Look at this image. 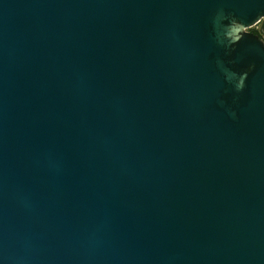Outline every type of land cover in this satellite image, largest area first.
<instances>
[{"label": "water", "instance_id": "95a60500", "mask_svg": "<svg viewBox=\"0 0 264 264\" xmlns=\"http://www.w3.org/2000/svg\"><path fill=\"white\" fill-rule=\"evenodd\" d=\"M264 0H0V264H264Z\"/></svg>", "mask_w": 264, "mask_h": 264}, {"label": "trees", "instance_id": "16d2710c", "mask_svg": "<svg viewBox=\"0 0 264 264\" xmlns=\"http://www.w3.org/2000/svg\"><path fill=\"white\" fill-rule=\"evenodd\" d=\"M251 31L258 34L259 36H261V34H264V19L261 20V27L259 30L258 29H251Z\"/></svg>", "mask_w": 264, "mask_h": 264}, {"label": "rangeland", "instance_id": "374dc122", "mask_svg": "<svg viewBox=\"0 0 264 264\" xmlns=\"http://www.w3.org/2000/svg\"><path fill=\"white\" fill-rule=\"evenodd\" d=\"M260 27H261V21L258 24L254 25L253 27L249 28L248 30H251V29H258L259 30Z\"/></svg>", "mask_w": 264, "mask_h": 264}, {"label": "flooded vegetation", "instance_id": "af4514ba", "mask_svg": "<svg viewBox=\"0 0 264 264\" xmlns=\"http://www.w3.org/2000/svg\"><path fill=\"white\" fill-rule=\"evenodd\" d=\"M262 39H264V34H261V36H260Z\"/></svg>", "mask_w": 264, "mask_h": 264}]
</instances>
